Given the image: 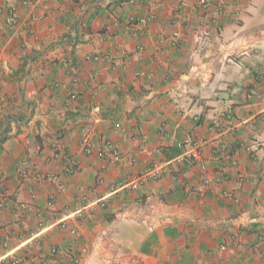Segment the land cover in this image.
Returning <instances> with one entry per match:
<instances>
[{"label":"crops","instance_id":"0c3cea01","mask_svg":"<svg viewBox=\"0 0 264 264\" xmlns=\"http://www.w3.org/2000/svg\"><path fill=\"white\" fill-rule=\"evenodd\" d=\"M18 15H0V264H264V146L244 150L264 136V0H37ZM156 162L160 180L110 194Z\"/></svg>","mask_w":264,"mask_h":264},{"label":"built area","instance_id":"2783aa9c","mask_svg":"<svg viewBox=\"0 0 264 264\" xmlns=\"http://www.w3.org/2000/svg\"><path fill=\"white\" fill-rule=\"evenodd\" d=\"M13 1L15 2L14 4L10 3L9 5H6L3 8H0V14H2V16H3L4 25L6 27H12L18 22L19 6L30 9L35 5L37 0H13ZM197 4H198V8H200L203 12L208 11V9H209L208 4L204 3L203 1H198ZM154 19H155V17L153 15H148L145 20L144 19H140V20L131 19L129 21V24L134 25V26H141L144 23L152 21ZM178 21H180V20L177 17V19L175 20V24L178 23ZM215 23H216L215 19L209 18L207 20V22H205L203 24V28L204 29H210L214 26ZM179 36H180L179 32H174L171 35L173 42H175L179 38ZM204 37L205 38H203V39L201 37H199V39H201L199 42H200V47L202 50L206 49L210 45L209 39L206 36H204ZM185 144L191 145V146L199 145L198 143H194L192 140H186ZM262 146H264V136H263V141H257L251 145L244 146V150L247 152H254ZM105 147L107 149L111 150V152H113V153L115 152L114 148L110 145L109 142L105 143ZM197 147L198 146H194L195 152L186 154L185 156L180 158L178 160V162L182 161L184 159V157H188V158H191L193 160H197L198 159ZM82 148H83V152L85 153V155L91 154V148H90V145H89L86 138L82 142ZM57 156H58V158L62 159L66 164V168L64 171L65 176L73 175L75 173V169H76L73 159L67 153H65L63 150L61 151V149H57ZM168 171H169V167L167 166V164H163V163H159V162L151 163L143 172L137 174L133 178L112 185L110 187V194L111 195L117 194L118 192H121V191L133 192L137 188L146 185L150 181L152 182V181L160 180L163 176H165L168 173ZM103 202L104 201H100L96 205L101 204V206H102ZM47 204H48V206H51L52 201H49ZM5 207H6V198H5L4 192H3L1 184H0V210L4 209ZM88 208H91V206H87V209ZM83 210H85V208H83ZM142 222H145V219H143ZM60 226L62 229L66 228L65 224H61ZM1 246H3V242L0 240V247ZM60 253H61V251L59 249L52 248L51 252H50V256H59ZM19 263H20V261L18 259H12L10 262V264H19Z\"/></svg>","mask_w":264,"mask_h":264},{"label":"trees","instance_id":"16d2710c","mask_svg":"<svg viewBox=\"0 0 264 264\" xmlns=\"http://www.w3.org/2000/svg\"><path fill=\"white\" fill-rule=\"evenodd\" d=\"M0 15H2V14H0Z\"/></svg>","mask_w":264,"mask_h":264}]
</instances>
